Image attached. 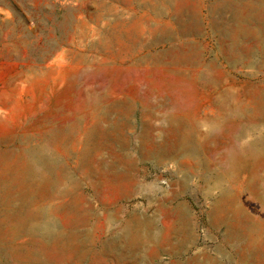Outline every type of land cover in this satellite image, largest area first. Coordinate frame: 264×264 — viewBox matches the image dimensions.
Returning a JSON list of instances; mask_svg holds the SVG:
<instances>
[{"label": "rangeland", "instance_id": "obj_1", "mask_svg": "<svg viewBox=\"0 0 264 264\" xmlns=\"http://www.w3.org/2000/svg\"><path fill=\"white\" fill-rule=\"evenodd\" d=\"M262 136L264 0H0V264L259 262Z\"/></svg>", "mask_w": 264, "mask_h": 264}, {"label": "bare ground", "instance_id": "obj_2", "mask_svg": "<svg viewBox=\"0 0 264 264\" xmlns=\"http://www.w3.org/2000/svg\"><path fill=\"white\" fill-rule=\"evenodd\" d=\"M175 147V146H174ZM264 152V136L262 137H259L257 140L253 141L252 143H250L243 151H242V158L243 159H249L250 157H253L254 155H256V153L258 152ZM176 157V156H175ZM15 190V189H14ZM259 195V193H258ZM263 197V195H262ZM259 201V200H258ZM238 215V214H237ZM175 216V215H174ZM177 217V216H176ZM232 217V216H231ZM236 217V216H235ZM239 216H237L236 218L238 219ZM233 218V217H232ZM231 220V219H230ZM230 220H229V225H230ZM238 221V220H237ZM236 221V222H237ZM235 222V223H236ZM180 223V221H179ZM233 223V222H232ZM231 223V224H232ZM241 226V225H240ZM146 227L148 230H150L152 232V229H153V221L151 219H147L146 220ZM231 227V226H230ZM236 226H234V229H235V232L236 229L238 230V228H235ZM239 227V226H238ZM35 228V227H34ZM233 229V227H231ZM37 229V228H36ZM228 229L229 226H228ZM233 229V230H234ZM241 229V227H240ZM243 229V228H242ZM181 230V229H180ZM31 231H33V228L31 229ZM35 231V230H34ZM38 232V230H36ZM34 232V233H37V232ZM228 231V230H227ZM243 231V230H242ZM42 232V231H41ZM33 233V234H34ZM40 233V231H39ZM240 233L241 230H240ZM245 233V232H243ZM41 234V233H40ZM239 232L236 233H232V230L231 231H228L227 232V242L230 244V248L228 250V254L232 255V257L234 258L235 260V263L234 264H264V255L262 256V259L258 262H255L254 261V254L257 255L256 253L253 254V252L250 251V249H246L245 246L242 245H238V240L240 239V237L238 236ZM42 235V234H41ZM245 235V234H244ZM250 235V234H248ZM246 234V236H248ZM250 236H253V235H250ZM242 237V236H241ZM255 237V235L253 236V238ZM157 240H159V243L161 244L160 246L162 248L166 247V249H170V250H176V249H181L180 247L183 246V236L180 235V231L174 229V230H171L169 234L167 235H159V237H155ZM159 238V239H158ZM243 238V237H242ZM241 238V239H242ZM249 238V236H248ZM252 239V238H251ZM254 240V239H252ZM249 240H247L248 242ZM240 242V241H239ZM116 243V242H115ZM246 243V242H245ZM249 243V242H248ZM253 243V242H252ZM250 244V243H249ZM113 245V243H112ZM111 245V246H112ZM253 245V244H252ZM110 248V246H108ZM79 248V247H78ZM113 246L110 248L112 249ZM254 248V247H253ZM56 249V248H55ZM108 249V248H107ZM115 249H119V248H115ZM121 249L117 250V251H120ZM255 250V249H254ZM253 250V251H254ZM259 252V250H257ZM63 252V251H62ZM122 254L123 253H127V251L125 252L124 251H120ZM256 252V251H254ZM116 254V253H115ZM202 254V255H201ZM201 257L199 256L198 257V254H196L195 256H193L192 258H190V262L192 264H220L219 263V260L217 258H212V257H209L207 254H204V253H201ZM88 255V254H87ZM114 255V254H113ZM127 255V254H126ZM130 255V254H129ZM128 255V256H129ZM117 256H119L117 254ZM259 256V255H258ZM120 258L123 257V260H125V257L122 255L119 256ZM119 258V259H120ZM112 259H115L112 257ZM117 259V258H116ZM115 259V260H116ZM127 259V258H126ZM129 259V258H128ZM127 259V261H128ZM118 261V260H117ZM130 261V260H129ZM116 262V261H115ZM126 262V261H125ZM133 262V260L131 261ZM172 262V261H171ZM176 262V260H175ZM188 263V262H186ZM39 264V262H38ZM131 264V263H129ZM134 264V262H133ZM150 264V263H149ZM180 264V263H179ZM182 264V263H181ZM184 264V263H183Z\"/></svg>", "mask_w": 264, "mask_h": 264}, {"label": "crops", "instance_id": "obj_3", "mask_svg": "<svg viewBox=\"0 0 264 264\" xmlns=\"http://www.w3.org/2000/svg\"><path fill=\"white\" fill-rule=\"evenodd\" d=\"M173 21H174V23H175V25H177V29H178V33L180 34V35H182V36H185V38H195V36L197 35V33H196V28H195V25H196V23L194 22V20H193V17L192 18H188V19H186L185 18V20L183 21V22H181V21H178L177 19H176V21L173 19ZM191 23V25H192V28L190 29V30H185V29H183V27L181 26V24L182 23ZM168 37H169V39H173L172 37H171V34H173L172 33V31L170 30V31H168ZM174 38H175V36H174Z\"/></svg>", "mask_w": 264, "mask_h": 264}]
</instances>
